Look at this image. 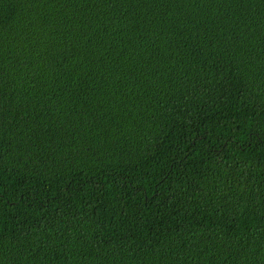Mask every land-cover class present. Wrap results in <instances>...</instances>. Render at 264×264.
<instances>
[{
	"label": "trees",
	"instance_id": "trees-1",
	"mask_svg": "<svg viewBox=\"0 0 264 264\" xmlns=\"http://www.w3.org/2000/svg\"><path fill=\"white\" fill-rule=\"evenodd\" d=\"M0 264H264V0H0Z\"/></svg>",
	"mask_w": 264,
	"mask_h": 264
}]
</instances>
